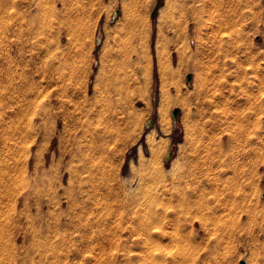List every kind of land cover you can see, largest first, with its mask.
Wrapping results in <instances>:
<instances>
[{
	"label": "rangeland",
	"instance_id": "374dc122",
	"mask_svg": "<svg viewBox=\"0 0 264 264\" xmlns=\"http://www.w3.org/2000/svg\"><path fill=\"white\" fill-rule=\"evenodd\" d=\"M158 2L0 0V264L263 263L264 0Z\"/></svg>",
	"mask_w": 264,
	"mask_h": 264
},
{
	"label": "water",
	"instance_id": "95a60500",
	"mask_svg": "<svg viewBox=\"0 0 264 264\" xmlns=\"http://www.w3.org/2000/svg\"><path fill=\"white\" fill-rule=\"evenodd\" d=\"M158 1H159V2H158V5L156 6L155 10H154L153 13H152V17H153V18H156V17H157L159 5H160V3H161L163 0H158ZM118 14H119L118 12H116V13L114 14V18H113V20L116 19V17L118 16ZM188 80H189V81L192 80V75H188ZM178 114H179V109H174V111H173V117L177 119ZM150 124H151V122H150ZM150 124H148V126H150ZM239 264H248V262H247L245 259H242V260L239 262Z\"/></svg>",
	"mask_w": 264,
	"mask_h": 264
},
{
	"label": "crops",
	"instance_id": "0c3cea01",
	"mask_svg": "<svg viewBox=\"0 0 264 264\" xmlns=\"http://www.w3.org/2000/svg\"><path fill=\"white\" fill-rule=\"evenodd\" d=\"M248 262V261H247ZM248 264H250L249 262H248ZM262 264H264V261H263V263Z\"/></svg>",
	"mask_w": 264,
	"mask_h": 264
},
{
	"label": "built area",
	"instance_id": "2783aa9c",
	"mask_svg": "<svg viewBox=\"0 0 264 264\" xmlns=\"http://www.w3.org/2000/svg\"><path fill=\"white\" fill-rule=\"evenodd\" d=\"M149 124V123H148ZM148 128H150V126H148Z\"/></svg>",
	"mask_w": 264,
	"mask_h": 264
},
{
	"label": "bare ground",
	"instance_id": "6f19581e",
	"mask_svg": "<svg viewBox=\"0 0 264 264\" xmlns=\"http://www.w3.org/2000/svg\"><path fill=\"white\" fill-rule=\"evenodd\" d=\"M174 119H176V118H174Z\"/></svg>",
	"mask_w": 264,
	"mask_h": 264
}]
</instances>
